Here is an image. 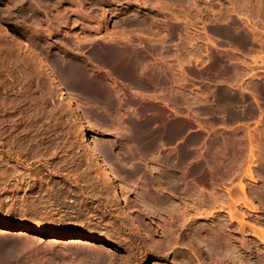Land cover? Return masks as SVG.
Returning a JSON list of instances; mask_svg holds the SVG:
<instances>
[{
	"label": "rangeland",
	"instance_id": "obj_1",
	"mask_svg": "<svg viewBox=\"0 0 264 264\" xmlns=\"http://www.w3.org/2000/svg\"><path fill=\"white\" fill-rule=\"evenodd\" d=\"M0 220V264H264V0H0Z\"/></svg>",
	"mask_w": 264,
	"mask_h": 264
},
{
	"label": "bare ground",
	"instance_id": "obj_2",
	"mask_svg": "<svg viewBox=\"0 0 264 264\" xmlns=\"http://www.w3.org/2000/svg\"><path fill=\"white\" fill-rule=\"evenodd\" d=\"M11 34L15 37L18 36L14 29H11ZM30 50L39 58L40 62H44L43 58L40 55H38L32 48H30ZM54 80L56 82V86H57L58 90H60L61 94L66 97L69 107L73 110V112H75V114L78 116V118L82 119L81 113L79 112L78 108L74 105L72 98L67 94L62 83L56 77H54ZM85 137H86L87 146L90 148L91 156H93L98 161L99 165L101 166L104 177L107 178L108 182L114 187L113 196H114V199L118 201L120 199V192L117 189L118 186H116V184H115L116 182H115L113 173L111 172L109 166L106 163H104V160L101 159V151L92 144L90 139H88L87 135H85ZM136 226H137L138 230L139 229L141 230V227L138 223H136ZM0 227L7 228V229L19 228V227H17V225H15L13 223L1 221V220H0ZM20 228H22L24 230L23 232H26L27 230H33L32 228H29L27 226H22ZM39 232H41L42 234L50 233V234H54V235H59V236L65 237V238H67V237L82 238L84 236V234H82V233L58 234V233H54L52 231L51 232L46 231L44 229L39 230ZM172 241H173V238L169 239L168 243L170 244V243H172ZM152 249L154 251H159L161 248L160 247L159 248L158 247H156V248L152 247Z\"/></svg>",
	"mask_w": 264,
	"mask_h": 264
},
{
	"label": "crops",
	"instance_id": "obj_3",
	"mask_svg": "<svg viewBox=\"0 0 264 264\" xmlns=\"http://www.w3.org/2000/svg\"><path fill=\"white\" fill-rule=\"evenodd\" d=\"M135 150H138L140 147H144V142L143 138L141 139V143L138 141V139H135V144H134Z\"/></svg>",
	"mask_w": 264,
	"mask_h": 264
}]
</instances>
